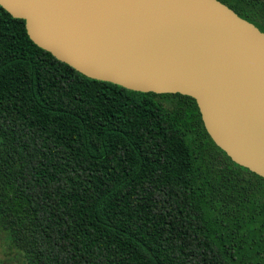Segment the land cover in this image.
Returning a JSON list of instances; mask_svg holds the SVG:
<instances>
[{"label":"trees","instance_id":"16d2710c","mask_svg":"<svg viewBox=\"0 0 264 264\" xmlns=\"http://www.w3.org/2000/svg\"><path fill=\"white\" fill-rule=\"evenodd\" d=\"M0 229L23 264H264V179L193 98L88 78L0 6Z\"/></svg>","mask_w":264,"mask_h":264},{"label":"water","instance_id":"95a60500","mask_svg":"<svg viewBox=\"0 0 264 264\" xmlns=\"http://www.w3.org/2000/svg\"><path fill=\"white\" fill-rule=\"evenodd\" d=\"M88 78L196 100L206 131L264 179V32L219 0H0Z\"/></svg>","mask_w":264,"mask_h":264},{"label":"rangeland","instance_id":"374dc122","mask_svg":"<svg viewBox=\"0 0 264 264\" xmlns=\"http://www.w3.org/2000/svg\"><path fill=\"white\" fill-rule=\"evenodd\" d=\"M0 264H23L15 249L10 248L6 234L0 229Z\"/></svg>","mask_w":264,"mask_h":264}]
</instances>
